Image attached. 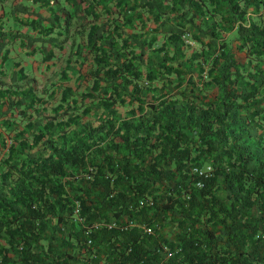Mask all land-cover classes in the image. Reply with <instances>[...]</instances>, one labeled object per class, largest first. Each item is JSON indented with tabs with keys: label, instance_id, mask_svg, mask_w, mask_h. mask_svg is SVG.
<instances>
[{
	"label": "trees",
	"instance_id": "trees-1",
	"mask_svg": "<svg viewBox=\"0 0 264 264\" xmlns=\"http://www.w3.org/2000/svg\"><path fill=\"white\" fill-rule=\"evenodd\" d=\"M0 166L24 264H75L73 199L91 223L143 193L136 215L161 229L102 226L104 264L161 241L179 246L169 264H264V0H0ZM51 222L60 252L43 256Z\"/></svg>",
	"mask_w": 264,
	"mask_h": 264
},
{
	"label": "built area",
	"instance_id": "built-area-1",
	"mask_svg": "<svg viewBox=\"0 0 264 264\" xmlns=\"http://www.w3.org/2000/svg\"><path fill=\"white\" fill-rule=\"evenodd\" d=\"M192 170L199 175L207 174L211 170L210 164L204 166H193ZM198 186H201V181H197ZM156 198L152 194L143 193L137 199L135 205L130 204L129 209L133 210V215L128 213H121V216H111L108 220L101 218L96 219L91 223L86 222V217L82 214V206L80 199H73L72 212L67 214L66 231L69 232L68 226L72 225L75 228L83 231V241H81L79 249H74L75 264H104L105 253L101 252L94 243V233L102 226L108 228L118 229L120 231L135 230L136 235L146 236L152 235L161 229L159 223H150L148 220L139 219L136 212L141 207L153 206ZM133 205V206H132ZM166 231V230H165ZM165 236V235H164ZM21 248V245H20ZM157 249H160V255L156 258H146L145 256L134 262H126L123 264H169L168 259L179 250V246L171 247L170 244L161 241ZM60 251V250H59ZM71 253V252H69ZM59 257V256H58ZM145 258V259H144ZM32 263V262H31ZM107 264V263H106Z\"/></svg>",
	"mask_w": 264,
	"mask_h": 264
},
{
	"label": "crops",
	"instance_id": "crops-1",
	"mask_svg": "<svg viewBox=\"0 0 264 264\" xmlns=\"http://www.w3.org/2000/svg\"><path fill=\"white\" fill-rule=\"evenodd\" d=\"M2 170V166H0V172ZM55 225L53 222L48 224V226L42 232V238L39 239L40 244L44 247V249H35L36 251L40 252L43 256H57L60 249H52L53 244L57 240L56 234L52 231V227ZM60 228H57L56 233L61 236ZM63 240L65 241L68 237V231L64 229L63 232ZM49 235H51L49 238ZM61 250H68V249H61ZM15 251L12 249L9 243V235L8 231L2 227L0 228V264H24L20 259L15 257Z\"/></svg>",
	"mask_w": 264,
	"mask_h": 264
},
{
	"label": "rangeland",
	"instance_id": "rangeland-1",
	"mask_svg": "<svg viewBox=\"0 0 264 264\" xmlns=\"http://www.w3.org/2000/svg\"><path fill=\"white\" fill-rule=\"evenodd\" d=\"M67 45H65V50L64 51H59L57 48H55L56 52L58 55H60L59 59H61L63 56H65L67 54ZM16 50H19V46H16ZM24 65L27 66L29 69H31L32 71H35V73H38L43 67V61H41L40 56L38 54L29 56L26 58V60L23 61ZM59 65V63H57V66ZM45 80L44 78H40L39 81H37V85L38 84H42V81ZM96 110L94 109V112ZM91 117L93 118V116L91 115Z\"/></svg>",
	"mask_w": 264,
	"mask_h": 264
}]
</instances>
